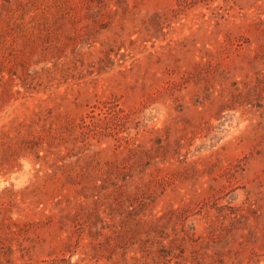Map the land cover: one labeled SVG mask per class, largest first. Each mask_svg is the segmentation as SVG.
I'll use <instances>...</instances> for the list:
<instances>
[{
  "label": "rangeland",
  "instance_id": "374dc122",
  "mask_svg": "<svg viewBox=\"0 0 264 264\" xmlns=\"http://www.w3.org/2000/svg\"><path fill=\"white\" fill-rule=\"evenodd\" d=\"M0 264H264V0H0Z\"/></svg>",
  "mask_w": 264,
  "mask_h": 264
}]
</instances>
